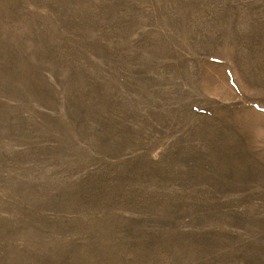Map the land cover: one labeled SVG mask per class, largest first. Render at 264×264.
<instances>
[{
    "label": "rangeland",
    "instance_id": "374dc122",
    "mask_svg": "<svg viewBox=\"0 0 264 264\" xmlns=\"http://www.w3.org/2000/svg\"><path fill=\"white\" fill-rule=\"evenodd\" d=\"M0 53V264H264V0H0Z\"/></svg>",
    "mask_w": 264,
    "mask_h": 264
},
{
    "label": "trees",
    "instance_id": "16d2710c",
    "mask_svg": "<svg viewBox=\"0 0 264 264\" xmlns=\"http://www.w3.org/2000/svg\"><path fill=\"white\" fill-rule=\"evenodd\" d=\"M78 53V52H77ZM79 54V53H78ZM70 57L72 60H70ZM36 59V58H35ZM53 64L54 66H62L65 65L67 66L68 64H74L75 61L72 58V56L70 54L67 53H59V52H55V54H53ZM29 59H24L23 60V56L21 54L18 53H0V72H4V73H11V71H7V69L12 68V69H16L18 68L19 72H14L16 75H18L16 78L14 79H18L20 80L22 76L25 77L24 74V68H22L20 70V66L21 65H26L24 62L28 61ZM49 63V58L47 57V55L42 57V60L40 62V66L42 65H47ZM15 66V67H14ZM70 67V66H69ZM13 79V80H14ZM17 90H18V97L16 96V88H15V84L12 81H9L7 83L4 84H0V99L12 103L13 105H16L17 103H19L21 101V98L19 96V90L20 88L17 86ZM75 91L79 92L78 90L74 89ZM103 93L105 94V96H109L111 95L109 92H106L105 90H103ZM19 101V102H18ZM88 101H84L81 106H71V110L75 113V114H85V115H89V118H86L84 120V125L85 126H92L94 127L96 125V122L99 123V125H101V120L100 118L97 116V114L95 112H93V110L90 108V106L88 105ZM111 101L109 100H102L101 102V107H102V113L104 114V116L108 113V109L111 106ZM43 108V109H41ZM40 111H44L46 113H51L53 110L51 108L48 107H44L41 106ZM83 110V111H81ZM159 111V110H158ZM44 116H49L48 114ZM44 114V113H43ZM156 115L158 116L159 113H156ZM93 116V117H92ZM96 116V117H94ZM106 121H107V125L106 127L108 128V130H113L115 128V124L113 122L110 121V117H105Z\"/></svg>",
    "mask_w": 264,
    "mask_h": 264
}]
</instances>
